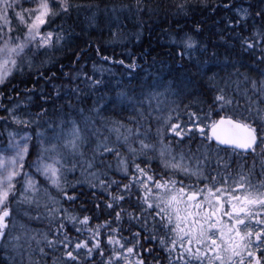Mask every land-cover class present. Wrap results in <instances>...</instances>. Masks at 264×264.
<instances>
[{
  "label": "snow or ice",
  "instance_id": "obj_1",
  "mask_svg": "<svg viewBox=\"0 0 264 264\" xmlns=\"http://www.w3.org/2000/svg\"><path fill=\"white\" fill-rule=\"evenodd\" d=\"M28 2H32V0H0V41H2L0 43V85L5 88H7L6 81L12 76L13 69H19L23 73L25 66L20 63V58L25 54L26 49L32 45H35L37 49H47L63 40L62 32L48 31L44 33L41 31V26L53 22L54 18L60 15L70 14L73 7H82V5H73L71 0H51V3L50 0H39L35 8L26 9L23 4ZM185 6L186 0L185 3L178 4L177 8L185 11ZM217 8L231 10L234 13L235 19L225 17L228 21L225 28L229 30L244 26L250 18L254 22L257 20L261 22L260 25L254 23L250 36H244L239 31L234 34L229 32V34L233 36L234 40L239 41L241 55L254 54L257 50L261 53L259 56H252L248 67L257 72L260 77L259 81L251 80L252 88L264 94V0H256V4H248L247 7L243 4L237 6L234 0H228L227 3L212 7L211 11L215 12ZM254 9L255 11H253ZM111 11H115V9ZM14 21H18L28 29L25 39L20 43H13ZM29 21L31 22L29 23ZM202 30L199 24L193 29L197 34ZM245 30L247 31L248 28L245 27ZM221 31L217 30L218 40L227 44L228 41L225 40L224 35L220 34ZM15 39L20 38L16 37ZM171 42L180 49L177 52L178 56L182 59L187 57L188 61L194 64L196 74L203 71L202 64H206L208 61H200L197 53L199 55L208 53V44L201 43L191 33L182 31L172 36ZM74 55L79 61L81 53H74ZM211 57L213 59L216 57L215 51L211 53ZM118 63L124 64V61L121 60ZM237 63H243V61ZM27 67L29 70L31 69V62L27 64ZM63 67L61 65V69ZM127 67L134 69L140 65L133 59ZM233 71L239 73L238 68H234ZM64 75L69 77L68 73ZM79 75L85 76L93 86L101 83V81L87 77L86 73L77 74V76ZM129 75L131 76V73ZM54 78L55 74L46 78L37 69V81L45 80L48 83ZM69 78L76 79L77 77ZM209 79H214V76ZM52 87L55 90V99L60 97L62 89L69 88L67 85L56 84H53ZM140 87L143 86L140 85ZM34 90L35 84L32 89L27 91ZM69 90L80 91L79 88ZM11 91L15 92V87ZM223 92L224 89L220 88L219 94L215 96V102L219 103L221 111L224 105L232 103L231 99L225 98ZM5 95L6 93L0 92V96ZM41 95L44 96L43 93ZM125 95L126 93L123 91L118 94L120 97ZM9 99L11 98L9 97ZM50 102L47 98L43 99L45 104ZM18 108L19 106L15 105L12 108L5 107L4 111L8 115L0 117V123L14 122L24 125L36 123L38 125L39 117L47 114V109L41 108L40 113L34 114L35 120L21 119L16 114ZM247 112L248 115L243 118H233L229 115L212 119L211 109L205 116H198L196 112L190 111L186 127L181 123H172L167 131L177 137L179 143L186 135L198 130L202 138H206L209 142H215L218 149L220 146H226L231 148L233 154L248 153L259 157L260 171L264 175V108L257 107L253 111L249 107ZM28 115L33 114L29 113ZM167 120L170 121L171 116L167 117ZM65 124H70V129L66 130ZM57 127L60 129L59 133H57ZM48 131L53 132L51 137L47 136L44 131H38L35 134L37 142L40 144V151L34 162L36 173L50 181L62 193V199L74 203L80 199L76 188L82 185L80 181L70 184L65 178V173H74L79 166L82 175L91 177L87 180L90 189L102 190L108 196L107 201L98 200L95 202V207L99 209L103 204L104 208L115 211L114 220L117 224L122 220V213H126L129 223L135 222V227L138 229L132 232L129 228L130 238L122 237L119 235V228H111L112 218L102 224L90 227L89 222L92 217L89 215L81 217L78 213H70L62 205L57 208H48L45 205L49 216L60 213L61 222L57 226L56 232L58 236L62 235V238L48 240L47 243L53 248L59 246L64 249L65 264H87L88 261L94 259L95 253L104 257L105 249L100 239L103 228H110V232L107 234L110 255L104 264H164L165 259L167 264H264V179L256 183L252 181L257 166L256 160H253L250 166L237 164L239 171L235 175L231 172L218 173V179L217 176L205 174L198 158L195 167L188 165L185 163L183 151L179 153V160H177L175 156L171 155L170 145H166L168 158H165V149H161L160 160L164 168L170 170L167 177L161 175L159 179L156 178V174L151 168L153 158L150 157L144 167L135 164L133 160L135 171L131 173L128 183H122L120 180L111 178L109 180L100 179L101 175L107 176L108 173L96 167L97 163H106L104 160L98 159L99 157L115 153L118 170L126 175L129 173L128 162L120 155L115 145L109 146L106 140L99 141L91 155L86 156L82 149L87 145V139L74 120L61 121L59 125L53 122L49 125ZM8 135L14 137L17 133L9 132ZM30 139L31 136L25 132L24 136L19 139L10 140L7 146H0V241L9 239V221L12 218L9 197L16 189L14 181L23 176L25 177V191L31 189L34 194L38 191L39 185L32 173L23 171L25 158L30 154L27 143ZM48 141H55V143H48ZM126 142L127 138L125 137ZM140 145L141 153L144 149L151 147L143 140L140 141ZM258 148L259 152H257ZM10 150L14 151L15 155L6 157L3 153ZM129 151L133 153L134 157L137 154V149L130 145ZM66 153L72 157L79 156L80 159H73L71 167H69L65 164ZM204 158L208 159L207 153ZM217 163L223 165L225 169L232 167L231 162H225L219 156H217ZM246 168L247 171H245ZM178 173H183L186 179H194L195 182L184 184L183 180L176 178ZM203 181L208 183L201 186ZM113 186H116L117 189L115 193L112 192ZM133 186L143 193L142 196H137L136 202L132 205L133 209L139 210L138 212L120 207L125 200L131 201ZM69 190L72 192L71 195H69ZM49 199L54 204L60 203L50 195ZM81 207L83 208V205ZM150 222L151 227L149 226ZM68 225L78 234L87 232V237L78 239L70 236ZM21 227L23 228V225ZM159 229H165L166 235H158ZM20 239V235L11 237V240L16 242L12 245L13 248L19 247ZM156 241L159 242L166 254L165 257L154 256L153 253L156 249L153 247L144 248V244H152ZM137 248L141 251H137ZM4 250H7V245ZM40 252L43 254L44 249L41 248ZM82 252L84 253L83 260L81 259ZM130 257L133 259H129ZM147 257H152V259L149 260ZM0 264H6V262H0Z\"/></svg>",
  "mask_w": 264,
  "mask_h": 264
},
{
  "label": "trees",
  "instance_id": "obj_2",
  "mask_svg": "<svg viewBox=\"0 0 264 264\" xmlns=\"http://www.w3.org/2000/svg\"><path fill=\"white\" fill-rule=\"evenodd\" d=\"M227 2L228 0H186L185 11H181L177 8V5L185 3V0H71L73 5H82V7H73L70 14L60 15L47 25L48 28L54 29L51 31L58 30L62 32L63 40L49 49L41 60L35 58L30 70L26 67L23 73L20 71L14 72L13 78L6 81L7 88L0 85V92L6 93L5 96H0V117L7 116L4 111L5 107L12 108L14 105L25 108L33 114L34 119H36L34 114L40 113L41 108L47 109L46 117L57 118L63 112L65 118L78 110L91 113V109L97 106L99 109L103 108L100 113L103 111L102 116L104 117L109 116L111 118L113 116V118L118 117L123 120L125 116V119H129L131 114L127 112L122 114L111 113L110 105L104 106L105 103L98 99L99 96L97 95L105 93L113 95L115 93L113 90L121 87L117 84V88V85L113 84L115 80L111 78L115 76V74H112L113 71L116 74L123 73L120 76L122 78L121 84L125 87L128 84L129 89L132 86L133 73L135 74L144 67H149L152 72L161 75L156 76L157 80H160L152 86L160 85V91L173 97V99H170V103L178 105L182 109L185 107L184 111L181 110V114H179V109L176 106L171 107L173 112L169 115L173 120L171 124L176 123L178 117L186 119L188 124L190 111L202 116L211 109L212 118L214 119L222 115L243 118L248 115L247 109L249 107L253 111L257 107L264 108V101L260 100L259 92L257 93L251 86L252 79L259 81V74L248 67L252 56H259L261 53L257 50L254 54L241 55L239 41L234 40L233 36L229 34V32L234 34L239 31L244 36H250L254 23L260 25L261 22L258 20L254 22L250 18L240 28L231 30L225 28L228 22L225 17L235 19L234 13L223 8H217L215 12H212L211 9L216 5ZM234 2L236 4H246L245 2L256 4V0H234ZM119 8L121 10L117 15L115 14L118 19L114 20V12L110 9ZM105 10L106 14L101 15ZM197 24L203 29L199 34L193 31ZM245 27L248 28L247 31ZM218 29L222 30L220 34L225 36V40L228 41L227 44L218 40ZM179 31L191 33L201 43L208 44V53L204 55L197 53L200 61H208V63L202 64L203 71L199 74H196V67L188 61L187 57L182 59L177 55L180 49L172 44L171 37ZM213 51L216 52L214 59L211 57ZM74 53H81L79 61L76 60ZM106 57L108 59H105ZM133 59L140 67L132 69L130 76L129 73L124 72L127 70L124 67L131 64ZM121 60L124 61V64L118 63ZM238 61H243V63H237ZM61 65L64 66L63 69H61ZM94 65L95 67H93ZM234 68H238L239 73L234 72ZM37 69L46 78L51 77L53 74H55V78L48 83L45 80L37 81ZM107 69L112 70L104 74ZM65 73H68L69 77L77 78L70 79L64 75ZM79 73H86L87 77L101 81V83L93 86L85 76H77ZM111 74L112 76H110ZM213 76L214 79H209ZM120 77L118 78L117 75L116 78L120 79ZM226 81L227 83H225ZM33 84H35V90L27 91L33 88ZM53 84L67 85L69 88L62 89L60 97L55 99ZM13 87L16 89L15 92L11 91ZM71 88H79L80 91H70ZM220 88L224 89L223 95L225 98L232 101L231 104L224 105L222 111L219 103L215 102V96L219 94ZM44 98L49 99L51 102L43 103ZM252 104L257 105L254 107ZM39 121L43 123L42 116L39 117ZM143 126V124L135 125L139 129ZM24 127L27 128L28 125H24ZM164 127L169 128L170 126L164 124ZM34 128L36 127H30L29 130L33 133ZM41 129H44V126ZM2 131V124H0V132ZM171 135L168 134L169 139ZM147 139L148 143L152 140L150 136ZM196 139V134H191L188 139L184 138L182 143L187 145L191 141L194 143ZM32 142L34 145L35 141ZM194 145H196V142ZM144 154V151L137 153L135 157L130 154L129 158H131V162L133 160L134 162L147 161ZM32 155L33 153H31ZM108 157L109 155L106 158ZM153 158L151 168L155 174H158L160 173V163L155 156ZM107 171L110 176L117 175L115 171H109L108 168ZM81 185L76 188V193L80 195V199L74 203L65 202V205L81 217L84 215L92 217L89 222L90 227L102 224L112 218L111 228H119V235L122 237L130 238L129 228L132 232L138 230L135 227V222L129 223L126 213H122V220L117 224L114 220L115 211L104 208L103 204L99 209L95 207V202L98 200H108L106 193L99 189H90L82 183ZM116 191V186H113L112 192L115 193ZM71 194L72 192L69 190V195ZM137 196H140L138 192L131 193V201L125 200L120 207L138 212V209L132 208ZM81 205H83V208ZM149 226L151 227V222ZM56 229L53 228L50 231L44 245L45 248L43 247L44 253L39 254L38 250L34 251V256L38 257L34 262L35 264H65L64 249L59 246L53 248L47 243L48 240L62 238V235H57ZM109 232L110 228L101 229L100 239L105 249L104 257H101L99 253H95L94 259L88 261L87 264H104V261L107 260L108 255H110V246L107 243ZM68 234L78 239H85L88 235L87 232L78 234L70 225H68ZM157 234L166 235V230L159 229ZM141 242L143 243V241ZM148 247L156 249L153 253L154 256H166L158 241L152 244H144V248ZM136 250L141 251L139 248ZM83 258L84 253L82 252L81 259L83 260ZM130 259L133 258L130 257ZM147 259L151 260L152 257H147ZM11 260L9 258L8 261L7 256L2 255V252H0V262H6L7 264ZM18 263L20 264L19 259ZM164 264H167L166 259Z\"/></svg>",
  "mask_w": 264,
  "mask_h": 264
},
{
  "label": "rangeland",
  "instance_id": "obj_3",
  "mask_svg": "<svg viewBox=\"0 0 264 264\" xmlns=\"http://www.w3.org/2000/svg\"><path fill=\"white\" fill-rule=\"evenodd\" d=\"M38 3L39 0H32V2L24 3L23 7L26 9L35 8L36 4ZM245 3L246 4L237 3L236 5L240 6L241 4H243L245 7H247L248 4L247 2ZM53 7H56V5H53ZM119 10L121 9L119 8L113 11L114 20L118 19L116 15L119 13ZM105 14H106V10L103 12V14L101 13V15H105ZM30 22L31 21H29V23ZM47 25L41 26L42 32L46 33L48 31L54 30L48 28ZM13 28L14 31L12 33V36L15 35V37H13V43H20L25 39V34L27 33L28 29L25 25L20 24L18 21H14ZM46 28L49 30H47ZM55 32H59V31L55 30ZM16 37H19L20 39L17 40L15 39ZM0 43H2V41H0ZM51 48L37 49L35 45H32L28 49H26L25 54L20 58V63L24 65L26 68L29 62H31V64L35 62L34 61L35 58H39V60H41L43 57H45L44 56L45 53ZM124 68L127 69L124 72L127 73L132 72V69H129L127 65H125ZM111 70L112 69H107L104 72V74L108 73L109 71L111 72ZM14 72H19V69H13L12 76L15 74ZM112 74H115L114 77H111L115 79L113 81V84L116 85L119 84V87L120 86L121 87L118 88L117 85L118 89L113 90L115 92L113 95L107 93L100 95L95 94V95L99 96L98 99L102 100V102L105 103L104 106L110 105L111 113L115 112L118 114H122L124 112L125 113L127 112L131 114L129 119H125V116L123 117V120H121L118 117L113 118V116H111V118L109 116L104 117L102 116L103 111L100 113V110H103V108L99 109V107L95 106L91 109L92 111L91 113L85 110L83 111L78 110L76 113L74 114L72 113L71 115L66 116L65 118H64L65 113L63 112L60 113L57 118L46 117L45 115H42L43 123L39 122L38 125L36 123H30L28 124L27 128L24 127V124H17L14 122H10L8 124L0 123L2 124V130H3L2 132H0V146H7L10 140L15 141L19 139L20 137L24 136L25 132H27L31 136V139L27 141L30 154L25 158L23 171L32 173L33 178L38 182L39 185L37 193L34 194L32 193L31 189L25 191V186H24L25 177L20 176L17 178L16 181H14L16 185V189L15 192L11 194L9 197V205L12 210V218L9 221V228H10L9 239L6 241H0V252H2V255L7 256L8 261L9 258L12 259L7 264H19L18 259L20 261V264H35L34 262L36 261V259H38V257L34 256L35 255L34 251L38 250L39 254H41L40 249L43 247L45 248L44 245L47 240V237H49L50 231L53 228L56 229L59 223L61 222L60 213H55L53 216H49L48 211L45 208V205H47L48 208H57L60 207V205H62L63 208L68 209L70 213L75 214V212L72 211V209H69L65 205V202L67 201L62 199V193L59 192L51 184V182L48 181L45 177H43L40 174H37L34 167V162L36 161L37 154L40 151V144L37 142V138L35 134L38 131H44L46 132L47 136L51 137L53 135V132L48 131V128L49 125H51L53 122H55L56 125H59L61 121L74 120L76 122L81 132L87 139V145L82 149L86 156L91 155L93 149H95L99 141L106 140L109 146L115 145L118 148L120 155L124 157L128 162L129 173L126 175L122 171L118 170L117 168L118 161L116 154L112 153L111 155H109L108 158H106L107 155L99 157L98 159H102L106 163L104 164L97 163L96 167L103 171H107L108 168L109 171L110 170L115 171L117 175H113V176L112 175L110 176L109 174H107V176L101 175L100 179L102 180H109L111 178V179L120 180L122 181V183L129 182L131 173L135 171L133 167V161L131 162V158H129V155L133 154L129 151V145L132 148L137 149V153H139L141 149V145H140L141 140H143L145 144L151 146L150 148L143 150L145 152L144 156L147 158V160L148 158L150 157L153 158L155 156V158L160 163L159 164L160 173L156 174L157 179H159L161 175L167 177L170 174V170L165 169L160 160L161 149H165V158L166 159L168 158V149L165 148L166 145H170L171 155L175 156L177 160H179V153L183 151L185 156V163L188 165L195 167L196 159L198 158L201 161V166L203 167L205 174L206 175L210 174L211 176H217L218 179H219L218 173L227 174V172H231L233 175H235L239 171V169L237 168V164H246L250 166L253 160H256L257 163L255 172L261 173L259 167V157H254L250 160L247 159L246 157L244 158L243 156L233 154L232 151L218 149L211 142L207 141L206 138H202L198 130H194L191 133V134H196L197 136L196 141H194V143L196 142V145H194L193 141H191L192 143L188 142L187 145L185 143H182V141H179L178 143L177 142L178 138L175 137L173 134L170 136L169 139L168 134L171 133H168L167 131L168 128H165L164 124L166 125L169 124L170 126L171 121L173 120L168 121L167 118L164 117L173 114L171 109L172 106H176L179 109L178 110L179 114H181L182 111H184L185 107H183L182 109V107L180 108L178 105H173L172 103H170L171 101L170 99H173V97L167 95L166 92L160 91V85L152 86V84H157L160 80V79L157 80L156 76H161V75L152 72L149 69V67H144L135 74L133 73L132 75L133 81H131L132 86L129 89L128 87L130 86L127 87L128 84L126 85V87L122 86L121 84L122 78L120 76L123 75V73L116 74V72L113 71ZM112 74L110 76H112ZM117 75L118 78L120 77V79L116 78ZM12 76L10 78H13ZM140 85H142L143 87L141 88ZM245 90L247 89L245 88ZM122 91L125 92L126 95L124 97L118 96V94ZM258 94L260 100L264 101V94H261L260 92ZM252 105L255 107L257 104H252ZM16 114L19 115L21 119L35 120L32 115L31 116L28 115L29 112L22 106H19L18 112ZM179 114L177 113V115ZM205 115L206 114H202V116ZM176 123H182V125L184 124L183 126L185 127L187 126L186 119H183L182 117H178ZM140 124L144 125L143 128L139 129L138 127H135V125H140ZM43 126L44 129H41ZM30 127L31 128L36 127L33 129V133L31 132V130H29ZM64 127L67 130L70 129L71 125L65 124ZM158 130H159V134H158ZM59 131L60 129L59 127H57V133H59ZM207 131L208 130L206 129V133ZM9 132L17 133V135L14 137H10L8 135ZM190 135H186L185 139H188ZM149 136L152 138V140L151 142L149 141L148 143L147 138H149ZM125 137L127 138L126 143H125ZM33 140L35 141L34 145L32 142ZM48 143H55V141H48ZM119 144H121V146H119ZM31 153H33L32 156ZM205 153H207L208 155L207 160H205L204 158ZM3 154L6 157H12L15 155V152L10 150L4 152ZM53 155L55 154L53 153ZM66 155H67V159L65 160V164H67L69 167H71L73 159L75 160L80 159L79 156L72 157L70 154L67 153ZM217 156H219L225 162H231L232 167L230 169H225L223 165H218ZM146 162H147L146 160H141L134 163L140 164L141 167H144ZM109 164L111 165L110 168H109ZM245 171H247V168L245 169ZM65 178L70 184H75L76 181H80L82 184H85L86 187L90 188L87 183V180L91 179V177H88L87 175H82L79 166L76 168L74 173L66 172ZM176 178L178 180H183L184 184L188 183L187 181L189 180L184 177L183 173H178ZM192 181L195 180L193 179ZM204 183H208V182L203 181L202 184ZM133 192H138L140 196L143 195V193L141 191H138L135 186H133L132 188V193ZM49 195L52 198L58 200L60 203L59 204L52 203L51 200L49 199ZM22 225L23 228L21 227ZM16 235H20L21 239L19 241V247L13 248L12 245L16 242L12 241L11 237ZM170 235L171 234H169V236ZM5 245H7L6 251L4 250ZM13 258H15V260H13Z\"/></svg>",
  "mask_w": 264,
  "mask_h": 264
},
{
  "label": "flooded vegetation",
  "instance_id": "obj_4",
  "mask_svg": "<svg viewBox=\"0 0 264 264\" xmlns=\"http://www.w3.org/2000/svg\"><path fill=\"white\" fill-rule=\"evenodd\" d=\"M229 151H231V149H229ZM259 151H260V149L258 148V149H257V152H259ZM236 154H238L239 156H243L244 158L246 157L247 159H250V160H251L252 158H254L253 155L248 154V153H236ZM262 179H264V176H263L261 173H258V172H254V173H253V176H252V181H253V183H256L257 181L262 180ZM187 182H188V183H186V184L194 183L195 181L188 180ZM201 186H203V184H201Z\"/></svg>",
  "mask_w": 264,
  "mask_h": 264
},
{
  "label": "water",
  "instance_id": "obj_5",
  "mask_svg": "<svg viewBox=\"0 0 264 264\" xmlns=\"http://www.w3.org/2000/svg\"><path fill=\"white\" fill-rule=\"evenodd\" d=\"M219 119V118H218ZM215 143V142H214ZM222 147H226V146H222Z\"/></svg>",
  "mask_w": 264,
  "mask_h": 264
}]
</instances>
